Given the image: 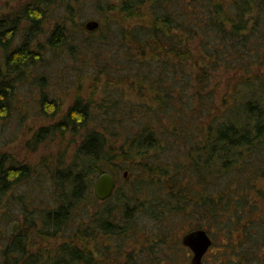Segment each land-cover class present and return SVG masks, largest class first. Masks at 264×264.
Segmentation results:
<instances>
[{
	"label": "trees",
	"instance_id": "obj_1",
	"mask_svg": "<svg viewBox=\"0 0 264 264\" xmlns=\"http://www.w3.org/2000/svg\"><path fill=\"white\" fill-rule=\"evenodd\" d=\"M91 3L94 30L77 22L86 0H30L10 17L0 14V130L28 112L17 101L30 86L40 93V115L58 117L34 140L77 139L73 160L52 173L45 237L37 224L4 237L6 198L38 171L0 154V264H46L32 247L37 237L56 238L87 207L95 179L109 172L117 182L124 170L138 176L130 195L115 187L98 198L104 204L87 225L92 232L61 245L52 264H95L96 229L138 247L140 219L162 231L141 251L150 258L141 264H182L185 248L193 264L184 237L198 229L212 239L201 264H264V0ZM48 12L55 22L40 43ZM219 71L220 93L212 87ZM87 81L93 90L85 96ZM66 85L77 96L63 112Z\"/></svg>",
	"mask_w": 264,
	"mask_h": 264
},
{
	"label": "rangeland",
	"instance_id": "obj_2",
	"mask_svg": "<svg viewBox=\"0 0 264 264\" xmlns=\"http://www.w3.org/2000/svg\"><path fill=\"white\" fill-rule=\"evenodd\" d=\"M29 2L30 0H0V14L10 17ZM86 2L87 7L84 9V18L77 20L80 24L81 22L85 24L87 21L99 20L97 13L98 6L95 4L93 5L91 0H86ZM120 2L121 0H114L115 4L113 6H119L118 4ZM46 21H48V25H43V34L41 33L39 35L40 43H44L46 41L55 22L50 12H48ZM23 33L25 34V31L19 33L18 38L15 41L16 44L23 39ZM262 69L264 71V68ZM221 73L222 71H219V74L216 75L217 77H215L212 82V87L216 88V86H218L217 91L219 93L223 87L225 88V78H219V76L222 77ZM91 86L92 83L87 81L86 84H84L82 94L88 96L89 92L93 90L90 88ZM59 93L62 104L60 110L64 112L72 105L74 99L76 98L77 89L74 86L69 87L66 85ZM32 94H34V96H31ZM39 94V92H31L30 86L29 89L25 87V89H23L21 94L18 96L17 106L21 107L22 111H25L26 108H28V112L22 115V118H15L14 121L0 130V135L5 132L3 138L0 137V154L6 153L13 156L18 162L29 165L31 169L38 171L35 174L32 173L27 182L14 189L6 198V203H4L1 211L2 216L4 214L8 217V221L3 228V234L6 240L9 239L10 234L21 232L24 234V231L28 230L31 227L30 225L34 224H37L41 228L40 235L42 237L47 236L48 231L42 227L40 220L47 209L55 206L53 201H55L56 198L55 193L57 186L53 181L52 173L55 168L56 170H59L68 166L66 164L73 160L72 155L74 150H76L75 143L77 139H75L76 141L71 144L68 141L72 138V136L69 135H56L54 138L46 139L43 143H37L34 140V134L38 129L51 125L58 120V117L53 119L49 116L40 115L41 107L37 105L36 102ZM220 102H222V100H220ZM5 142L6 145H4ZM128 176L130 178V183L125 182L124 180V177L127 178ZM97 178L94 182V188ZM137 180L138 176H131L128 170H124L118 176L115 187L122 189V191L126 192V196H129L130 192L134 188V185L131 187V184ZM103 204L104 202L98 200L95 194L92 195L91 193L90 198L87 200V207L80 206V209L74 213L75 218H72L70 224L61 234L57 235L56 238H52L51 236L47 241H43L41 237H37V244L32 247H35L36 252L44 256V260H47L46 264H52V262L59 256V248L61 245L70 243L79 231L87 233L88 235L92 232L89 228H87V225L91 221V216L95 215L96 212H99L102 209L101 206ZM131 205L134 206L133 203ZM84 210H88L86 217L78 218L83 215ZM14 224H16V228L13 232L12 228ZM139 228L140 231L137 234L141 239V243L138 247L130 246L124 237L126 235L123 237H108L100 234L97 229L94 230L97 238H94L90 247L96 251L94 259L95 264H141L143 259L149 260L150 258L147 257L146 254H143V256L141 251L149 248V245L151 244L150 241L154 242L153 237L158 238L159 236L157 237L156 235H159L161 230L154 224L153 221L148 219L138 220L137 229ZM183 233L181 236H183ZM88 239L91 240V237ZM105 250L107 253H104ZM121 251H124V254L120 257L118 252ZM109 254L110 257H112V260H108ZM180 256V260L182 259L181 261H183L182 264H190L192 257L191 250L186 248L181 250Z\"/></svg>",
	"mask_w": 264,
	"mask_h": 264
},
{
	"label": "water",
	"instance_id": "obj_3",
	"mask_svg": "<svg viewBox=\"0 0 264 264\" xmlns=\"http://www.w3.org/2000/svg\"><path fill=\"white\" fill-rule=\"evenodd\" d=\"M88 29H95L98 27V22L89 21L86 24ZM126 176V174H125ZM116 186V179L109 172L100 174L96 180L94 192L97 198L104 200L109 198ZM16 224H14L12 231L14 232ZM184 244L192 249L194 252L193 264H201L202 257L207 252L212 244L210 235L203 229L193 230L184 237Z\"/></svg>",
	"mask_w": 264,
	"mask_h": 264
},
{
	"label": "flooded vegetation",
	"instance_id": "obj_4",
	"mask_svg": "<svg viewBox=\"0 0 264 264\" xmlns=\"http://www.w3.org/2000/svg\"><path fill=\"white\" fill-rule=\"evenodd\" d=\"M193 255H194V252H193Z\"/></svg>",
	"mask_w": 264,
	"mask_h": 264
}]
</instances>
